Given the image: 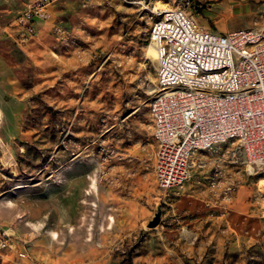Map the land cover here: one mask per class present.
I'll return each mask as SVG.
<instances>
[{
	"label": "rangeland",
	"instance_id": "1",
	"mask_svg": "<svg viewBox=\"0 0 264 264\" xmlns=\"http://www.w3.org/2000/svg\"><path fill=\"white\" fill-rule=\"evenodd\" d=\"M34 1L0 0V264H264V166L238 142L158 185L150 34L176 0H53L22 45ZM198 1L206 30L264 29V0Z\"/></svg>",
	"mask_w": 264,
	"mask_h": 264
},
{
	"label": "built area",
	"instance_id": "2",
	"mask_svg": "<svg viewBox=\"0 0 264 264\" xmlns=\"http://www.w3.org/2000/svg\"><path fill=\"white\" fill-rule=\"evenodd\" d=\"M52 4L36 0L25 8L15 22L20 44L35 39L36 23L50 18ZM201 8L198 0H176L159 10L151 29L162 91L151 107L155 172L163 190L189 180L197 153L229 141L238 142L249 164L264 166V29L206 30L193 12ZM237 58L246 65L237 67ZM232 191L227 187L226 198ZM10 241L0 230V251Z\"/></svg>",
	"mask_w": 264,
	"mask_h": 264
},
{
	"label": "crops",
	"instance_id": "3",
	"mask_svg": "<svg viewBox=\"0 0 264 264\" xmlns=\"http://www.w3.org/2000/svg\"><path fill=\"white\" fill-rule=\"evenodd\" d=\"M50 12H52L51 9H50ZM40 23H42V21H38L36 23L38 31H39ZM247 27H250V25L247 26ZM233 30H236V29L231 28L229 26V24H226V25H223V26H219L217 23H214V29H211V31H216V32H220V33H227V32L233 31ZM5 106H6V102H2V103L0 102V116L5 111ZM157 146H158V142H157Z\"/></svg>",
	"mask_w": 264,
	"mask_h": 264
},
{
	"label": "bare ground",
	"instance_id": "4",
	"mask_svg": "<svg viewBox=\"0 0 264 264\" xmlns=\"http://www.w3.org/2000/svg\"><path fill=\"white\" fill-rule=\"evenodd\" d=\"M156 15H159V11H157ZM148 54L155 55V51L152 47L149 48ZM244 65H246V58H237V67H244ZM250 165L256 166V164ZM213 185H217V180L214 179Z\"/></svg>",
	"mask_w": 264,
	"mask_h": 264
}]
</instances>
